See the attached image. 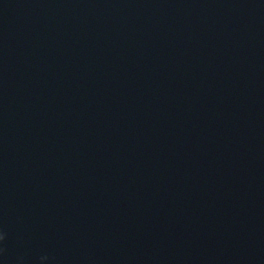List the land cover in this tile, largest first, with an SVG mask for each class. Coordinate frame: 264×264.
Here are the masks:
<instances>
[{
  "label": "water",
  "instance_id": "95a60500",
  "mask_svg": "<svg viewBox=\"0 0 264 264\" xmlns=\"http://www.w3.org/2000/svg\"><path fill=\"white\" fill-rule=\"evenodd\" d=\"M0 264H264V0H0Z\"/></svg>",
  "mask_w": 264,
  "mask_h": 264
},
{
  "label": "clouds",
  "instance_id": "9594fccd",
  "mask_svg": "<svg viewBox=\"0 0 264 264\" xmlns=\"http://www.w3.org/2000/svg\"><path fill=\"white\" fill-rule=\"evenodd\" d=\"M0 239H2V237H0Z\"/></svg>",
  "mask_w": 264,
  "mask_h": 264
}]
</instances>
